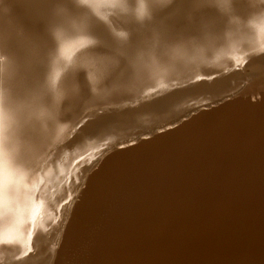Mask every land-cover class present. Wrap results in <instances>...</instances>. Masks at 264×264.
I'll return each instance as SVG.
<instances>
[{"label":"rangeland","instance_id":"rangeland-1","mask_svg":"<svg viewBox=\"0 0 264 264\" xmlns=\"http://www.w3.org/2000/svg\"><path fill=\"white\" fill-rule=\"evenodd\" d=\"M39 4L0 0V263L48 214L29 255L40 251L31 264H56L89 179L112 154L235 98L259 101L264 91V0ZM128 4L136 5L132 26L114 18ZM109 29L116 49L102 42ZM236 72L243 76L229 90L211 88Z\"/></svg>","mask_w":264,"mask_h":264},{"label":"bare ground","instance_id":"bare-ground-1","mask_svg":"<svg viewBox=\"0 0 264 264\" xmlns=\"http://www.w3.org/2000/svg\"><path fill=\"white\" fill-rule=\"evenodd\" d=\"M31 3L40 5L39 0ZM114 10L117 22L134 25L135 4ZM113 37L110 29L102 36L110 49L117 47ZM241 76H222L209 81L210 86H225ZM73 215L56 264H264V91L259 101L235 98L137 146L118 150L91 176ZM47 216L0 264L36 261L40 251H29L49 224Z\"/></svg>","mask_w":264,"mask_h":264}]
</instances>
